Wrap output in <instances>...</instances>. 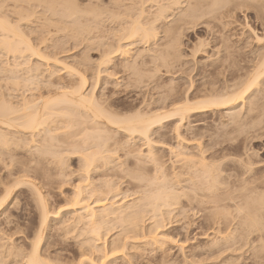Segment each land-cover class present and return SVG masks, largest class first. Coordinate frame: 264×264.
Segmentation results:
<instances>
[{
	"label": "bare ground",
	"instance_id": "6f19581e",
	"mask_svg": "<svg viewBox=\"0 0 264 264\" xmlns=\"http://www.w3.org/2000/svg\"><path fill=\"white\" fill-rule=\"evenodd\" d=\"M27 1H29V0H27ZM32 1H34V0H32ZM37 1L39 2V0H37ZM41 1H43V0H41ZM41 1L38 4L43 3V2L45 3V1H43V2H41ZM66 1H68V0H66ZM66 1L63 0L61 2L63 4V7H65L67 5L66 6L67 9H68V6L70 9V7H71L70 5L72 3H75V1L71 2V0H70L68 2H71V4L69 5V3ZM127 1H130L131 4L129 5L128 3H126ZM30 2L31 1H29V3ZM49 2H51V1L48 0V3ZM53 2L56 3L55 0H53ZM53 2L51 4H54L57 6V4H55ZM63 2H66L68 4L63 3ZM21 3H23V2L21 1ZM48 3L45 4V5H48V7L43 5L44 7H47L46 11L50 5ZM57 3H60V1ZM62 4H59L57 7H60V5H61V7H60V9H61ZM72 6H75V5H72ZM228 6L229 7L232 6L231 7L232 10L227 9ZM50 7L51 8H49V11L53 8V6L51 5ZM67 9L65 8V11ZM236 9H238V12L243 9L247 13H248L249 9H251L252 12L255 11V15H254L255 18L254 19L259 21L258 22L260 25L259 27H261L262 29L264 28V0H137V1L118 0V14L117 13L116 14L118 15V27L119 28L121 27L120 29H118L119 30L118 33L120 34V35H118V53H119V55L121 54L122 57H124V56L127 57L125 59L131 60V62L127 61L128 63L122 64L121 67L123 69L131 70V72L133 71L132 73H134V74H138V72L141 69L140 66L142 65V62H143V65L147 64L146 65L147 67L149 66L148 64H151V65L155 64L156 69H158V67H159V65H158L159 61L160 62L162 61L163 64H165V63L167 64V62H168V64L170 62L174 63L175 60L177 61L178 57L176 55L179 53L178 52L179 50L175 49V48L173 49V46L176 45L175 47L179 48L177 46V43H178V41L180 42L179 39L181 38V37L179 38L176 35L177 34L176 33L175 35L179 38L178 41L174 40V38H173V40H168L169 37L174 36V32H177V31H175L176 28H174V27H177L179 29V30L177 29L178 31H181V29H183V27H188V26L190 27V29H194V27L195 28L196 27H203V28L207 27L208 29L211 27H214V29L219 31V29H217V28L220 25H221L220 27H226V28L229 25H232L231 24L232 22H230L229 21L230 19L227 17L230 15V12H234L233 10L237 11ZM56 10H57V8H56ZM75 10L78 11V6H76ZM54 11L55 10H53V12ZM245 11H242V15L245 14L244 13ZM58 12L63 13L61 11H58ZM56 13H57V11H56ZM1 15L2 14H0V16ZM24 15H25V13H24ZM61 15L64 16L65 14H59V16L62 18L63 16H61ZM66 16L67 15H65L64 17H66ZM4 17L3 16L0 17V52L1 53L3 52L4 54H7L8 56L10 55L13 58V60L11 61V63L13 62V64L11 65L12 67L9 64L11 70L7 71V68L5 67V65H4V67L6 69L3 67V70L5 69V71H7L9 73V76L11 75L10 77L8 76L10 78V80H8V81H10L9 84L12 83L11 86L9 85V89H10V87L12 88V86H15V88H17L16 86L21 85L22 83L24 84V82L28 83V84L31 82L34 83L35 80L37 79L36 77H38L37 75H39L38 78H40V75H41V74H37L41 70V69L39 70V66L37 65V63L44 61L46 59L47 55L45 56V54H43V53H41V54H43V56H41V54L39 55L38 52L36 51L38 48H35L34 45H31V42L28 41V38L26 37L27 35L24 34L23 32H21L23 30L19 29L20 27H18V25H17V27H15L13 24H11L12 22L10 23V21H8L9 19L4 18ZM114 17L117 18V16H114ZM17 18H18V15H17ZM170 18H172V19H170ZM226 18H227V20H225ZM227 21H229V22H227ZM48 22H47V24H48ZM216 22L218 23V26L216 25ZM244 22L246 23V21H244ZM249 25L250 24L247 22L246 26H244V27H246V28L248 27L247 29H249V27H250ZM72 26H73V24H72ZM158 27H162V29H163V27H165V28L168 27L166 29L164 28V33L161 31L162 29L159 30L162 34H164V36L163 35L162 36L167 38V40L169 41L168 42L166 40L167 42L165 41V43H164L161 40L163 37H161V38L159 37V40H161L160 41L161 44L164 43V45H165L167 43L166 44L167 46L165 45V49H161V47L159 45L160 48L159 47L158 48L160 50L157 51L158 48H157V46H154L155 43L153 44V42H154L153 41L152 44L154 47L151 46L150 49L153 48V50L152 49L151 50L152 51L155 50L154 53L149 49V47L148 48L146 47L147 50L142 49V52L140 50H139L140 51L139 52L137 49L135 54H131L132 52L134 53V51L132 50V52H131L130 49H127V46H129L131 44H133L135 46L134 43H136V40L134 43H131V42H127V41L124 42L125 39L131 40L132 38L134 39V37H136V39H137V37L140 36L141 37L140 39L141 40L143 39V41H141V42L137 41V43L143 44V42L146 40L144 46H146V45L150 46L151 44H147V40L150 38H151V40L152 39L155 40V38L157 37V34L159 32L157 30ZM169 27H171V28H169ZM180 27H182V28H180ZM173 29H175V30H173ZM214 29L211 32H214L215 31ZM250 29H251V27H250ZM209 30H211V29H209ZM223 30L225 31V28L222 29V31ZM87 31H88V29H87ZM218 31H216V32H218ZM222 31H220V33ZM252 31H253L252 34L255 36H254V38L251 37V39H255L256 42L258 41V43L260 41H264V36L262 35L263 37H259L255 33V28ZM252 31H250V32H252ZM263 31H264V29H263ZM216 32H214L212 34H215ZM121 34H122V36H121ZM208 34H209V32H208ZM218 34H219V32H218ZM218 34H216V35H218ZM210 35H211V33H210ZM222 35L224 36V34H222ZM225 36L230 37L231 35L228 36V34L227 35L225 34ZM177 37L175 39H177ZM217 37L218 36H216V40L219 39ZM227 37H226V39H227ZM249 37H250V35H249ZM249 37L247 38V40H249ZM199 39H202V38L199 37ZM199 39H197V40H199ZM224 39H221V41L222 40L224 41ZM226 39H225V41H226ZM212 40L214 41V38ZM255 40H253V41H255ZM122 41L124 43H121ZM149 41L150 40H148V43H149ZM163 41H164V38H163ZM175 41H176V44H175ZM203 41L201 40V42L199 43L200 45L196 44L199 46V47L197 46L198 48H196L195 45H194V49L191 48L192 53H191V51H190V53L194 55V56L192 55L193 58H195L196 52L199 51L201 47H208V46H206L205 42H204L205 46L204 45L202 46L201 43H203ZM206 41H207V39H206ZM157 42H159V41H157ZM173 42H174V44H173ZM195 42H197V41H195ZM238 42H240V41H238ZM214 43H215V41H214ZM218 43L219 42H217V44ZM225 43H227V41ZM244 43H246V42H244ZM244 43H241V46H239V47L242 48V44H244ZM258 43H257V45H258ZM246 44H247L246 47H248V44L250 45V43H246ZM170 45H171V47H170ZM178 45H179V43H178ZM207 45H209V44H207ZM216 45H215V48L216 47L220 48V46H216ZM218 45H220V44H218ZM221 45H222V43H221ZM161 46H162V48H164L163 45H161ZM168 46H169V49L166 48ZM228 46L230 47L229 43H228V45H226V47L224 46L226 48V52H225V49L224 50L222 49V48H224L223 46L221 47L220 50H223L224 53H227L228 52L227 50L231 48V47L229 48ZM255 46H252V47L254 48ZM234 47H236V46H234ZM239 47H238V49H240ZM108 48H110V47H108ZM128 48H131V46H129ZM170 48H171V50L172 49L174 50V51L172 50V52H175V51L176 52L174 54L170 53L171 52ZM218 48H216L215 50H218ZM195 49H196V51H195ZM168 50H170V51H168ZM232 50L235 53V49H232ZM244 50H247V49L245 48ZM143 51H145V54L147 51L148 52L147 55L150 53V51L153 53L152 56L150 55L151 56V58H149L150 60H145L146 56L144 57L145 58L144 60L147 61V63L144 62L143 59L141 58V57H143V54H144ZM205 51L206 50L203 49V53ZM219 51H217L218 54L221 52V51L220 52ZM230 51H231V49H230ZM247 51L248 52L244 51L243 53H249L250 50H247ZM106 52H105V54H106ZM201 52L199 51V53H201ZM233 52H230V53H233ZM236 52L240 53L239 50ZM26 53H29V54H27V56H26ZM152 53H150V54H152ZM230 53L225 54L226 56H224V55L223 56L219 55V56L226 57L225 59L227 61L236 60L235 56L238 57V54L235 53L236 55H233L235 58L233 57L234 59H231ZM243 53H241L240 56ZM252 53H253V51H252ZM204 54H207V53L205 52ZM213 54H214V52H212V55ZM173 55L175 58L173 57ZM178 55H180V54H178ZM212 55H210L211 59L214 58V56H213V58L211 57ZM250 55H251V57L253 56V54H250ZM1 56H3V55L1 54L0 57ZM31 56H32V58H35V56H36V59L38 60L37 63L35 62L36 64L33 62L34 65L31 64V61H30ZM171 56H172V59H174V61L169 62L168 60H171L170 59ZM104 57H105V55H104ZM122 57H121V59H122ZM139 57L142 59V61L141 62L138 61V63H139L138 65H140L138 67L139 68V71H138L134 63H136L135 60ZM215 57H217V55ZM251 57L249 56V58L251 59L249 64H252L251 68L248 67V65H246V64H244V67H242L243 63H244V62H242V60L244 59L243 56L240 57L242 66L240 63H236L238 60L236 62L235 61H232V62L229 61L231 63L230 66L233 65L235 67L234 64H237L236 68H239L238 65L240 64L241 69H243V68H245V66H247L246 69L249 68V70H250L246 74V73H244L245 69L241 70L239 68V70H241L242 72L244 71V72L241 74V71L238 70V73L240 72L239 74H241L242 76L244 74L245 76H243L244 77L243 78V77H241V75L237 74V77L235 76L236 80H238L237 79L238 77H241L244 79V81L242 82L243 79L240 78L241 82L239 83V85H238V83H235V85L234 84L232 85L229 83L230 86H232V87L233 86L235 87L237 84V86L234 90L229 91V88L232 89V87H229L228 91H225V90H227L226 87H228V86L225 87V85H223L225 87V90H222L223 93L219 94L220 92L217 93L218 91L215 92V91H213L214 89L211 90V88H213V86L210 88L209 85L214 84L212 82V84H210V83L208 84L211 91H209V90L204 91L206 89L205 87L203 89L204 92L199 91V89H201V88H199L198 91L196 88L195 89L196 91L194 90L195 93H193L191 95L185 94L188 92L187 91L184 94H182L183 97L178 95L179 98L171 100L169 104L164 105L163 107H161L162 103L158 104V106L160 105L159 107L161 109L160 108L158 109V106L157 107L155 106V108L150 106V107L154 108L155 110H153L152 108H146V109H142L144 111H142L141 109H140L141 110L140 111L138 108L136 109L134 107L130 110L127 109L126 112H116L115 110L109 108L108 106L103 105L96 98L93 91L84 93L85 80H84V78H82V76L79 77L80 76L79 74H78L79 79L77 81H80V82L78 83L75 80L78 83V85L74 86L73 85L74 81L72 80L73 82L72 81H70V83L68 82V84H72V85L71 86L69 85V88L67 87V89H65V86H63V85H65V82L63 84V83H60V82H62V80L60 81L58 79L60 81L59 82L56 79L58 83L63 84L62 85L63 87L58 89V86L60 87V85L57 84L58 86L56 85L57 86L56 90L58 89V92L57 91L53 92L54 88L56 87L55 86L52 89L53 94L52 93L50 94L47 91H45V92L41 91L42 92V93L40 92L41 95H43L47 92V95L46 94L44 95L46 97L33 96V95H31V93H29V91H31V89L33 92H34V90H36L35 88L38 86L36 83H35L36 86L32 85L35 87L30 88V90L26 89L27 85L25 84L26 86H24V88L26 87L25 89L27 90V93H29L31 96L27 95V94L25 95V93H26L25 90H24L25 91L24 94L23 93L21 94L19 92V90L18 91L16 90L17 92L16 91L15 92L17 94L20 93V96L19 95L18 96L21 98V99L19 98L20 101H18V99H17L18 97L16 98V100L18 101L17 103L12 102L13 99H12V95L10 94V92H7V95H8V93L11 95L10 101L8 99L5 100L6 98H9L8 96L6 98L1 96V95H4V93L2 94L1 91L5 90V88H6L3 84V86L5 88L2 90L0 89L1 90L0 91V93H1V95H0L1 96V98H0V151H2V154L4 153V156L6 155L5 153H7L8 155H6V156L8 158L9 154L11 155V157H15L13 155V151L16 152V150L19 149L20 151L22 150L24 153V150H25L27 153H30L29 155H31L28 159H30L32 157L34 159V161H36L35 165L38 163L37 167L32 166V168H30V167L28 168L27 165L30 164L27 162L28 160L24 159V161H23L22 158H24V157H22V158L20 157L23 161L21 163H24L23 165H25V167H27V168H24V167L20 168V166H19V165H21L19 163L20 158L17 156L16 158L19 160L15 159L14 161L17 160V162L14 163V161H12L13 159L9 156L12 159V160H10L8 158L9 162L12 161L13 164H17V168H16L17 170L19 169V171H21V169L22 170L23 169L24 170L30 169L28 171L29 173L26 171L23 172L24 170L22 171L23 173H27L26 176H28L29 179H34V178H32V176L34 177L35 174H38L37 171L40 172L39 175L41 177L42 170L40 168L47 165L46 162L50 160V159L48 160V158L53 157L52 155H54L56 157V162L53 161L54 160L53 158H52L53 159L52 161H49L52 164H54V165H52L53 168L55 165L56 166L63 165L67 162L66 161L67 158L65 159L64 157H62V154H61V153H63V156H64V152L61 148H62V145L65 144L67 147V149H65V151H67L71 155H75L74 159L78 158L79 163H80V168H81L80 170H82V173H81L82 175L80 174L81 176H83V172L85 173L84 175H86L88 177V174L91 171H93V172H99L100 171V173H102L101 171H104V173L108 172V173H106V177H110V179L102 181L100 183V185H98V186L95 183L96 184V186H95L94 182H96V181H91L92 183L89 182L90 180H93L92 174H91L90 180H88L90 178V175H89V178H87L86 176H85L86 178L84 176L81 177V178H83L81 182H80L81 179L78 178V179H80V180L77 179V182L79 185H81V183H83V184H87L88 182L89 183L87 185H83V186L82 185L76 186V185H78V184H76L73 187L75 191L71 192L73 196H71V194H69V196H66L67 198H65V199L70 198V200L68 199L69 200L68 201L69 206H67V208L68 207L70 208V205H71V208L69 209V212H68L70 214L67 213L70 216H69V219L67 218L64 220L62 218L64 221L63 220L60 221V222H62V223H60L61 225H59V223H57V224L59 225L58 228H59L60 233H61V234H59V233L58 234L62 235L63 238L66 239V238L71 237L73 239L74 238L78 239V244H77V240H76V244L79 247V248H77L79 250V252H78L79 253V255H78L79 259L77 258L78 260H76V261L71 260V262L68 261V259L70 260L71 254L69 255L70 257H68V256L63 257V255L52 256V255H50L52 253H47L48 250H46L47 252H44L45 250L44 251L40 250V245H41L42 241H44L43 239H45V238H43L44 230L47 228H50L49 227V225H50L49 224L50 214L53 213V215H52L53 219H57L60 216H58L57 211L55 212L53 210L55 212L54 213L51 210L49 211L47 209L48 205H46L47 204L46 201H45L46 203L44 202V200H46V198H44L45 194L42 192V190H40L41 187L37 188L35 185L32 186L31 185L32 183L33 184H36V183L31 182V184H30L31 186H29V187L32 191H34L33 194H31V196L35 195L34 197L37 199V201L34 199L33 200H34V202H38L37 206H39V209H38L39 210L38 211L39 212V217H38V220H39L38 224L39 225L37 224L38 228L36 227L37 230L34 229V232L36 231L35 234H33L34 236H32L33 232L30 233L31 234L30 238H33L32 240H30V238L26 236V240L28 238V240L31 243V246L29 249L27 248L30 245L29 243H28L29 244L28 246H27V244H25L26 246L21 245V247H18L20 250L18 248H16V246L14 248H12L13 250L8 249V248L2 249L0 247L1 248L0 249V264H74V262H76V264H85L88 262H89V264H105L106 262L111 261V260L113 261L117 258H118V260H120V262L118 264H134V262L132 261V258H133L132 254H131L132 252H130V251H138V250L140 251V250H143V248H145V247L151 246L149 241L152 243V245L157 244L158 246H156V248H159L161 245H163L165 240L167 241L166 238L164 239L165 236L163 237V234H161V232H159L158 229L162 228V226H163L162 223L164 221H165L166 225L175 226V224H177L178 220H175L176 219L175 217H177L175 215H178L176 212L179 209H181L178 212L179 215L182 213V207H180V206H181L183 200H185V202L187 201L186 206H188V208L191 211L196 209L197 212H202L203 214H206L207 219L210 220V221L208 220L209 223L206 224V226L203 228L204 230H201V233H200L201 235H207V234L208 235H210V234L215 235V239L211 242V244L208 242L210 244V246L208 247L209 252H213V250H214L216 253H214V252L213 253L217 254V251H220L222 249H224L225 251H228V249H230L232 247V240H235L237 238H239L240 240L241 239L243 240V238L245 239L248 236H250V234H254L255 232L258 233L257 234L258 237H256L257 239L255 241H257V240L258 241H264V192H258L262 188V183H264V176L261 179H260V177H259V179H255L258 177H255V175H257V174L253 175L254 167H253V169L251 168L253 163L251 162V160H250V162L249 161H246V162L243 161L242 156L240 158H238L240 160L237 159L238 163H240L242 165L239 167V168L242 167L243 168L242 170H237L238 166L236 167L237 168L236 169L235 168L236 165L233 167L229 166L230 169L232 167L234 174L236 171V174L233 175L232 170H230L229 168H228V170L226 169V167H228V165L227 166H225V165L227 164V162H229V161H227L228 155L226 156V154L229 152L225 151L226 147L225 148L222 147L224 145V140L221 141V143L223 142L222 143L223 145L221 146V148H220V146L218 149L212 150V148H211V146L212 147L214 146L213 148L217 147L216 144H218L220 142V141H218V143H215L216 133L219 132V129H217V128H216L217 131L216 132L214 131L215 126L213 128L214 130L212 129L214 131L213 133H215L214 134L215 136H213V138L214 137L215 138L214 139L212 138L214 140V142H213V140L209 139L210 138L209 135H205V133H203L204 132V130H203L204 126L201 127L203 122L201 123V126H200L201 130L197 126L199 129V132H195L197 134H196V136L194 135V138H193V134H195V133L193 132V129H192L194 126L191 127L190 130L188 129L191 132L190 134L192 135V137L189 136V138H192V139L186 138L184 135L185 133H188L189 131H186L185 133L183 132L188 128V126H190V123H186L188 120L196 119L198 121V119H201L203 121V120H205L204 117L208 116V114H211V116H212L213 115L212 113H214V112H220L222 110H228L229 111L230 109L232 110V108L235 107V105L237 103H243L244 102L245 97H246L245 95L248 94L249 92L251 93V91H253V90H260L261 91L262 87H264V42H262L261 48L257 47V51H256V53H254V57L253 58H251ZM140 58H139V60H140ZM246 58H248V57L246 56ZM249 58L247 59L248 61L245 60L247 63L249 62ZM5 59H7V58H5ZM48 59L52 60V58H48ZM48 59H46L44 61V64L46 61L51 62ZM214 59H216V58H214ZM214 59L212 62L210 61L211 64L213 62L219 61L220 58L218 59V57H217L218 60L216 59L215 61H214ZM223 59H221L220 61H222ZM56 60H59V59H56ZM226 60H223L222 61L223 63H219L220 61L218 63L220 65L222 64V66H223V64ZM240 60H239V62H240ZM33 61H35V60H33ZM52 61H53V63L52 62L51 63L54 64L53 69L55 70V67H56L55 63H57V61H55V58ZM148 61H149V63H148ZM152 62H153V64H152ZM59 63L60 62L58 61V64ZM61 63H64V62H61ZM218 63H217V67L220 68V70H221L222 67L221 66L219 67ZM232 63H234V64H232ZM2 64H4V62ZM211 64H209L207 62L206 68L211 66ZM1 65H0V67H2ZM47 65H48V63H47ZM151 65H150V68H148V70H147V67L144 65L142 71H140L139 73L144 74L143 71L148 72L149 69H151L152 67L155 68V65L154 66H151ZM170 65H173V64H170ZM6 66L9 69L8 64H6ZM213 66H215L214 63H213ZM230 66H229V68H230ZM61 67H63V69L65 71L66 70L69 71V72L66 71V73L72 72L71 67H69L68 65H66V67H69L70 70H68V68L64 67L63 64ZM144 67H146L145 69L147 71L144 69ZM166 67H167V65H166ZM168 67H171V66H168ZM225 67L227 70H229L227 66H225ZM154 68H152L151 70L155 71ZM204 68H205V66H204ZM213 68H210V69H213ZM232 68H230V69L233 70ZM46 69H44V70L47 72ZM53 69H52V71H53ZM169 69H171V68H169ZM226 69L222 68V71L223 70L227 71ZM0 70H1V72L3 71L2 69H0ZM72 70L75 71V69H72ZM173 70H171V71L173 72ZM217 70H219V69H217ZM220 70H219V72H220ZM5 71H3V72L6 74ZM9 71H11V72H9ZM210 71H212V70H210ZM210 71H207V72H210ZM236 71H235V73H236ZM1 72H0V74H1ZM48 72H51V71H48ZM151 72L152 71H149L150 76H151L150 78L154 77L153 75H151ZM229 72H230V70H229ZM231 72H233V71H231ZM4 73H3V76H4ZM19 73L25 74L26 76L24 77V75H21L23 77V79H21L20 76L18 75ZM57 73H58V71H57ZM149 73L147 74L148 76H149ZM223 73H224V71H223ZM235 73H234V75H236ZM48 74H49L48 76L51 78L49 80H52L53 73L51 72ZM54 74H55L54 77L56 76V78H57V74L55 71H54ZM134 74H133V76H135ZM152 74H155V73L152 72ZM7 75H6V77H7ZM70 75H72V73H70ZM138 76H139V78L142 77V79L146 77L145 75H144L145 77H143V75H137L135 77L137 82H138V78H137ZM133 78L134 77L131 78V83H133V82H134V84L137 83L135 81V79L132 80ZM4 79H5V76H4ZM42 79H43V77H42ZM70 79H72V78H70ZM2 80L3 79L1 77L0 81H2ZM8 81L4 80L6 85H8L7 84ZM21 81H23V82H21ZM46 81H47V78H46ZM52 81H54V79ZM142 81H144V80H142ZM4 82L2 81V82H0V84H2ZM42 82L40 85H42ZM76 82H75V84H77ZM139 82H140V80H139ZM139 82H138V85H140ZM53 83L54 82H51L52 86H53ZM131 83H129V84H131ZM23 84L21 86H23ZM31 84L28 85V88L30 87ZM190 85H191V83H190ZM216 85H214V88L216 87ZM208 86H207V89H208ZM224 87H222V88H224ZM21 88L23 89V87H21ZM49 88H50V83H49V87H46V89L44 87V89L48 90V91H49ZM190 88H192V87H189V89ZM14 90L11 89L9 91L12 92ZM215 90H218V88ZM7 91H8V88H7ZM21 92H23V90ZM50 92H51V90H50ZM261 92H264V90ZM34 93L37 94V92H34ZM17 94H14V95H17ZM13 98L15 100V96ZM250 100L254 101V98L251 99V96H250ZM253 101H252V103H253ZM244 104H245V102H244ZM247 105H249V103ZM250 106L252 107V104ZM250 106H248V107H250ZM147 107H149V106H147ZM244 107H246V106L244 105ZM249 109L247 108V110H249ZM233 111H235V110L233 109ZM223 112H225V111H223ZM220 113H221L220 115H222V112H220ZM230 113L233 114L232 111L231 112L229 111L228 114H230ZM236 113L241 115L240 110L236 111ZM247 113L250 114V111H247L246 114ZM218 114H216V115H218ZM228 114L227 115L225 114V116H227V118H229ZM232 114L230 116H232V118H234V119L236 118V120H239V118H241L242 120H243V118L246 119V117H243V116L240 117V115L238 116V114L237 115L236 114L232 115ZM220 115H218V116H220ZM235 115L238 117H236ZM206 118H208V117H206ZM229 119H230V121L233 120L231 118H229ZM193 120H191V121H193ZM233 121H235V120H233ZM243 121H245V120H243ZM239 122L236 121V123H237L236 124L235 122L232 123V121H231V123H232L231 125L235 124L234 125V127H235L236 125H239L238 124ZM163 123L169 124V125L172 123L170 126L171 129H169L170 127L168 128L169 130H171L170 132L172 133V135H170L169 138L166 135L167 131L165 134H161L163 131L162 132L160 131V133H158V138L162 139V144H163L164 138L166 139V137H167L166 142L168 143V147H167L168 151H167L166 155H168V156H166L167 160L165 162H163L164 164L162 163V159L159 162V160L157 159L159 156L158 157L156 156L157 158H155L153 155V152H152V146H153L152 143L154 142L152 139V135L157 133L158 128L164 126ZM173 123H174V126L172 127ZM251 123H253V122H251ZM185 124H189V125L186 126ZM184 125L187 128L186 129L184 128L185 130L181 131V128L183 129ZM196 125H195V127H196ZM231 125H229V126H231ZM252 126H253V124H252ZM217 127H218V125H217ZM254 127H255V125L253 126V128ZM257 127L258 126H256L255 128H257ZM207 128H209V127L207 126L206 129ZM231 128H232V131H234V132H235V130L236 131L238 130V129L233 130V127H230V129ZM235 128H237V127H235ZM244 128H245V126H244ZM191 129H192V131H191ZM206 129H205V132L207 134H210V132H207L208 130L206 131ZM239 130H241V129H239ZM243 130H245V129H243ZM200 131H203V132H200ZM209 131H211V129ZM234 132H231V133L232 134H235V133L238 134V131L235 133ZM60 134L64 135L65 138H59L58 136H60ZM260 134L262 135V133H260ZM117 135L123 136L122 138H124V140L122 138H120L121 136L120 137L118 136L121 139V141L120 140H119V142L116 141ZM188 135L189 134H187V136ZM218 135H220L222 137L221 133H219ZM206 136L209 137L207 139V141L208 140H209V142L212 141V142H210V143H212L211 146L209 144L207 146V144L205 143L206 141L203 143L201 142V140L204 139V137L206 138ZM210 136H212V134ZM219 137L217 138V140L220 139ZM257 137H259V136H257ZM222 139L223 138H221L220 140H222ZM217 140H216V142H217ZM131 141H132V145L136 141L142 142L143 145L146 146V148H145L146 152L142 153V149H141L142 147L140 148V146H143V145L136 146V144H137L136 143V144H134L135 146H132L130 144ZM160 141H158V142L160 143ZM162 144H161V146H164V145L166 146V144H164V145H162ZM219 145H221V144L219 143ZM155 146H156V143H155ZM135 147H138V148H135ZM233 148L235 150L236 147H233ZM236 149H238V148H236ZM120 150H123L122 155L125 158V160L124 161L121 160V162H120L121 158L117 157L119 155H116L117 153H119ZM20 151L18 152V154L16 152V154L19 155V153L22 152V151L21 152ZM224 151L226 154L224 153ZM121 152L119 154H121ZM23 153H21L20 156H22ZM0 154H1V152H0ZM230 154L233 155L232 153H230ZM241 154H239V155H241ZM1 156H3V155H0V157ZM4 156L2 158H4ZM28 156H25V158ZM48 156H50V157H48ZM114 156H116V157H114ZM237 157L238 156H236L234 158H237ZM70 158H69V160L72 159V158L71 159ZM234 158H232V159H234ZM8 159H6V160H8ZM46 159H47V161L44 162V160H46ZM130 159H132V160H130ZM159 159H160V157H159ZM230 159H231V157H230ZM4 160H5V158H4ZM1 161L6 166V167L3 166L4 170H6L5 168H8L10 165H12L11 162H10V165L7 163H6L7 164L6 165L5 161H3V160H1ZM29 161L33 162L32 160H29ZM116 161H118L120 164H117L118 163L117 162L116 163L117 165H115V166L112 165ZM224 161L226 162L225 165H223ZM26 162L28 164H25ZM39 162H41V163L44 162V164H46V165L43 164V166H42V164ZM49 162H47V163H49ZM233 162H235V160ZM165 163H168L167 172H166V168L164 166ZM256 163L257 162H255V164ZM33 164H34V162H33ZM23 165H21V166H23ZM231 165H233V163H231ZM1 166H2V164H1ZM48 166H49V164H48ZM48 166H46V168ZM52 166L50 169H52ZM63 166L68 167L67 164H65ZM59 167L61 168V166H59ZM36 168H37V171L35 173ZM38 168L40 170H38ZM44 168L45 167H43V170H44L43 173L45 175V170L48 171L49 167L47 169H44ZM31 169H35L34 173H33V171L30 173ZM62 169L64 171L65 168L63 167ZM62 169H61V171L60 170L58 171V172H60V174H62L60 177H62L64 175V172L62 171ZM52 170H50L49 172H51ZM68 170H70V169H68ZM229 170L231 172H229ZM19 171H17V172L15 171L13 173L11 172V175L15 173L18 176L20 174ZM56 171H57V169H56ZM227 171L230 174L232 173L233 176L230 174H225V173H227ZM22 172H21V174H23ZM54 172H55V170H54ZM71 172H73V171H70V173ZM75 172H73V174ZM251 172H253V173H251ZM32 173H33V175H32ZM48 173L46 174L48 176L45 175V177H44L42 175L43 178H45V179H43V181H47L46 178L48 180L50 179L49 178L50 174H48ZM118 173H120V174L122 173V177H124L126 180V182L124 180V183H126V186H128V187H130V185L133 186V188L130 187L131 188L130 191L132 189L136 190V192L135 191L132 192L135 195H129L128 194V197L129 196H136L137 197V194L140 195L139 197H137V198L135 197V199H133V200L129 199L131 201L128 200L127 202H124L123 199H121L122 201L116 199L118 197V195L121 194V193L119 194V188H120L119 184L121 182L118 184L117 182H114L112 180V178L115 177L116 178V179L114 178L115 181H118V182L122 181L121 180L122 177L121 178L119 177L120 178V180H119V178H118L119 174ZM15 174H14V176L12 175V177H16L15 179H12L9 177L10 180H8V179L6 180V178L10 175V172H9V174H7L8 176L7 175H6L7 177L5 176L6 178L3 177L6 180V181L2 180V181H4L3 182L4 184L1 181V183L3 185L0 184V186L3 188L4 192H2V188H0L1 189L0 191L2 193V195L0 193V195H1L0 196V214L4 210L6 204H8L7 202L9 200L10 196H12V192L14 193L13 190L15 188L19 187L20 186L19 184H22V182H21L22 180L20 181L18 179V177L19 178L21 177V179H22L23 175L20 174L21 176L17 177ZM29 174H30V176H29ZM57 174H59V173H57ZM66 175L67 174L64 175L65 179H66ZM77 177H78V175H77ZM0 179H2V178H0ZM29 179H28V181H29ZM15 180H17V181H15ZM83 180H85V181L88 180V181H87V183H84ZM7 182L10 184L13 182V185L11 184V187H7V186H10V184H8ZM24 182H27V179H26V181H23V184H22L23 186L26 185L27 183L29 184V182H27L26 184ZM47 183L48 182H46V184ZM93 184H94V186H93ZM120 185L122 186V184H120ZM14 186H15V188H14ZM88 186H90V189L88 188L89 190H86V188ZM5 187H6V189H4ZM75 187H76V189H75ZM121 189H122V187H121ZM126 189H128V188H126ZM126 189L125 190L123 189V190L125 192H127ZM31 190H30V192H31ZM39 190L43 193V195L41 192H39ZM130 191L128 190V192H130ZM125 192H123L124 196H122L124 198L126 195ZM132 193L130 192V194H132ZM15 194L16 193H14V195ZM45 197H46V195H45ZM64 201L66 202V200H64ZM183 204H184V202H183ZM250 205H252V206H250ZM63 207H65V206H63ZM188 208H187V210H188ZM57 209H59V207ZM59 210H61V209H59ZM190 210H188V211H190ZM233 212L236 213V216H233V214H232ZM4 213H6V212H4ZM4 213H2V214H4ZM62 213L63 212H61V214ZM182 214H185V213L183 212ZM5 215H7V213ZM9 215H8V217H9ZM11 216H10V218H11ZM228 216H233V217H229V218L235 219L236 223L234 222V225H231L232 223L229 224L231 220L229 221ZM65 217H67V216L65 215L64 218ZM179 217H181V216H179ZM183 217L185 218V216H183ZM7 219L9 220V218H7ZM53 219H52V222H53ZM4 220L6 221V219H4ZM6 222L8 223V221H6ZM10 222L11 221H9V223ZM1 224L3 225V223H1ZM8 224L7 225L4 224V225L8 226ZM10 226H11V224H10ZM10 230H11V228H10ZM55 230H57V228ZM2 231L3 230H1V232ZM1 232H0V235L4 236V234H1ZM17 232L15 234H17ZM19 233L20 232H18V234ZM46 233H47V231H46ZM56 233L57 232H55V234ZM15 234H12V235H15ZM216 235H221V236L216 237ZM28 236H30V235L28 234ZM4 237H3V240H4ZM9 237H11V236H8V238ZM20 237H22V236H20ZM20 237L18 239V242L20 240ZM57 238H58V236H57ZM11 239H12V237H11ZM11 239L9 238L7 240H9L10 243H12ZM60 239H62V238L60 237ZM65 239H62V240L64 241ZM73 239H71V240H73ZM108 239H110V241H108ZM1 240H2V238H1ZM1 240H0V243H1ZM12 240H14V239H12ZM23 240H25V239H23ZM67 240L68 239H66V241ZM138 240H143V241H141V242H143V244H139L141 242ZM245 240L247 242V239H245ZM73 242H75V241H73ZM106 243H107V247L105 246ZM16 244H17V242H16ZM246 244L247 243H245V245ZM11 245H13V243ZM1 246H2V244H1ZM5 246H6V244L4 245V247ZM22 246H25L26 248L24 247L25 249H23ZM204 246H206V245H204ZM7 247H9L8 244H7ZM200 247H203V246H200ZM259 247H261V248L256 247L257 249H259L258 250L259 252L264 250V242H261V245ZM9 248H11V247H9ZM202 249H200V251ZM204 252L205 251H203V254H204ZM96 253H98L97 256H100V257L95 256ZM213 253L210 255H214ZM75 257H71V258H75ZM163 257H165V256H163V254H162L161 256H159L157 258L156 262L158 264H165V262H167V261L165 260L163 262V260L165 259V258L163 259ZM95 259L97 262H95ZM107 264H109V263H107ZM166 264H168V263H166Z\"/></svg>",
	"mask_w": 264,
	"mask_h": 264
},
{
	"label": "rangeland",
	"instance_id": "374dc122",
	"mask_svg": "<svg viewBox=\"0 0 264 264\" xmlns=\"http://www.w3.org/2000/svg\"><path fill=\"white\" fill-rule=\"evenodd\" d=\"M15 1V2H14ZM0 0V14H2L0 17H4V18H7V19H9L8 21H10V23L11 24H13L15 27H17V25H18V27H20L19 29H21V30H23V31H21V32H23L24 34H26L27 36V38H28V41H30L31 42V45H34V47L35 48H38L36 51L38 52V54L40 55L41 53H43V54H45V56L47 55V57L48 58H52V60L55 58V61H57V63H55V65H56V67H55V70L53 69L54 68V64H52L53 63V61L51 60V59H48L47 57H46V59H48L49 61H51V62H47L48 63V65H47V63L45 62V64H44V61L46 60H44V61H41V62H38V60L36 59V56H35V58H32V56L30 57L31 59H30V61H31V64H33V62L35 63H37V65L39 66V73H37V74H41L40 75V78H38L39 77V75H37L38 77H36L37 79L35 80V82L34 83H29V84H31L30 85V87L28 88V83H25L24 82V84H23V86H21V85H18V86H16L17 88H15V86H12V88L10 87V89H9V85L11 86L12 85V83L11 84H9V82L10 81H8V80H10V76H9V73L7 72L8 70H11L10 69V66L13 64V62L11 63V61L13 60V58L9 55H7V54H4L3 52L1 53L0 52V55L2 54L3 56H1L0 57V65L4 62V64H2L1 66L2 67H0V69H2L3 70V67H4V65H5V67L7 68V71H5V69L3 70V71H5L6 72V74L2 71L1 72V70H0V72H1V74H0V78L2 77V81L4 82V80H7L8 81V85H6V81L4 82V83H2V84H0L1 86H0V89L2 90V89H4L5 87V90H3V91H1V93L3 94L4 93V95H1V93H0V95L1 96H3L4 98H6L7 96L9 97V98H6L5 100H9L10 101V98H11V95H12V102H15V103H17L18 101H20L19 100V96H20V93L22 94H24V92L26 91V93H25V95L27 94V95H30L29 93H31V95H33V96H42V97H46V96H44L45 94L47 95V92H49L50 94L52 93L53 94V92H55V91H57L58 92V89H60L61 87H63V86H65V89H67V87L69 88V85L71 86L72 84H68V82L70 83V81H72L74 84V86H76V85H78V83L80 82V81H77L78 79H79V77H81L82 76V78H84V80H85V87H84V93L86 92H90V91H93L94 92V95L96 96V98L103 104V105H106V106H108L109 108H111V109H113V110H115L116 112H126L127 111V109L128 110H130V109H132V108H138L139 110L141 109H146V108H152V107H154L155 108V106L157 107L158 106V104H160V103H162L161 104V107H163L164 105H167V104H169L170 103V101L171 100H173V99H176V98H179V96H181V97H183V95L182 94H184L185 92H187V93H185V94H189V95H191V94H193V93H195L194 92V90L197 88V91H198V89L199 88H201V89H199V91H203V89H204V87L206 88L204 91H211L212 89H214L213 91H215V92H217V93H219V94H221V93H223V91L222 90H225V87L226 86H228V87H226V89L227 90H225V91H228V88L229 87H232V86H230V84H234L235 85V83H238V85H239V83L241 82V79H243L244 77L243 76H245L244 74H243V76L241 75L244 71V73H248V71H250L249 70V68L248 69H246V67L247 66H245V68H243V69H241V67H240V64H241V58L240 57H242L243 56V60H242V62H244L243 63V66H242V64H241V66L242 67H244V64H246V65H248V67H250L251 68V65L252 64H249L250 63V61H251V59L249 58V56L251 57V55L250 54H253V56L251 57V58H253L254 57V53H256V51H257V47H262V42H264V41H260L259 43H258V41L256 42V40L255 39H251V37H253L254 38V36L255 35H253L252 33H253V31L252 30H254V28H255V33L259 36V37H263L264 36V31H263V29L261 28V27H259L260 25H259V21H257L256 19H254L255 17H254V15H255V11L254 12H252V10L251 9H249L248 10V13L245 11V10H240L239 12H238V9H236L237 11H235V10H233L234 12H230V15L232 16H230L229 14V16L231 17H227V18H229L230 20V22H232L231 24L232 25H229L227 28L226 27H216L217 29H219V31L218 30H216V29H214V27H211V28H209V29H211V30H209L207 27V29L204 27H194V29H190V27L188 26V27H183V29H181V31H178L179 29L177 28V27H174V28H176V30L175 29H173V30H175V31H177V32H174V36H172V37H169V39L168 40H173V38H174V40H177L178 41V39L180 40V42L178 41V43H179V45H178V43H177V46L179 47V48H177V47H175L176 45H174L173 46V49L175 48V49H178L177 51L179 52H177L178 54H180V55H176L177 57V61L175 62L174 61V59H172V56H171V60H168L169 62L170 61H174V63L176 64H174V63H172V62H170L169 64H168V62H167V64L165 63V64H163V62L161 61H159L158 62V65H159V67H158V69H156V65L155 64H153V62H152V64L153 65H151V64H148L149 66L147 67L146 65L147 64H144L146 67H147V70H148V68H150V65L151 66H154L155 65V68L154 67H152V68H154V70L155 71H153V70H151V69H149V71H152V72H154L155 74H152V72H151V75H153L154 77H152V78H150L151 76H150V73H149V71L148 72H145V71H143V73L144 74H142V73H139L140 71H142V69H143V62H142V65L140 66V65H138L139 63H138V61H142V59H143V61L144 62H146L147 63V61H145V60H150L149 58H151V56L153 55V53H154V51H152L153 50V48H151L150 49V47L152 46V47H154V46H157V48L159 47V45H160V47H161V49H165V45L167 44H165L164 45V43H165V41L167 40V38H165V37H163L164 36V34H162L159 30H161L162 29V27H158L157 28V30L159 31L158 32V34H157V37L155 38V40H151V38L150 39H148V40H150L149 41V43H148V40H147V44H151L150 46L149 45H146V46H144L145 45V41L143 42V44H141V43H137V41H143V39L141 40L140 38V36H138L137 37V39H136V37H134V39L132 38L131 40H127V39H125V41L124 42H131V43H134L135 42V40H136V43H134L135 44V46L133 45V44H131V45H129V46H131V48H128L129 46H127V49H130L131 50V52H132V50L134 51V53L132 52L131 54H135L136 53V50L138 49V51L140 50L141 52H142V49H144V50H147V48L149 47V49L153 52H151L150 51V53H152V54H148L147 55V51H146V54H145V51H143V57H139L140 58V60H139V58H137L136 60H135V62L136 63H134L135 64V66H136V68H137V70L139 71V66H140V71L138 72V74H134V73H132L131 72V70H128V69H123L122 67H121V65L122 64H124V63H128L127 61H129V62H131V60L130 59H125V58H127V57H122V55L120 54L119 55V53H118V35H120L118 32H119V30L118 29H120L119 27H118V0H71V2H73V1H75V3H72L71 4V2H68V1H70V0H68V1H66V0H64V1H66V2H68L69 3V5L71 6L70 7V9H69V6H68V9H67V5L65 6V7H63V4H62V2L61 1H63V0H55L56 1V3L55 2H53V0H50L51 2H49L48 3V0H43V1H45V3L43 2V1H41V0H39V2L41 1V2H43V3H40V4H38L39 2L37 1H32V0H29V1H31L30 3H29V1H27V0H21L23 3H21V1L20 0ZM17 1V2H16ZM27 1V2H26ZM60 1V3H57V2H59ZM133 1H137V0H133ZM55 3V4H57V6L59 5V4H62V8L60 9V7H61V5H60V7H57L56 5H54V4H51V3ZM66 2H63V3H66ZM46 3H48V4H50L49 5V8H51L50 6L52 5L53 6V10H55L54 12H53V10L51 9L50 11H49V8L47 9V11H46V8L48 7V5H45ZM68 3H66V4H68ZM126 3H128L129 5L131 4L130 3V1H127ZM127 4V5H128ZM47 6V7H44V6ZM72 5H75V6H72ZM76 6H78V11L77 10H75V8H76ZM57 8V10H56V8ZM232 7V6H231ZM231 7H229L228 6V8L227 9H230V10H232L231 9ZM55 8V9H54ZM65 8L67 9L66 11L68 12H66L65 11ZM65 12H64V11ZM23 11V12H22ZM56 11H57V13H56ZM58 11H61V12H63V13H60V12H58ZM80 11V12H79ZM242 11H245L244 13L245 14H243L242 15ZM79 12V13H78ZM24 13H25V15H24ZM55 15H54V14ZM67 13V14H66ZM102 13V14H101ZM110 13V14H109ZM114 13V14H113ZM117 13V14H116ZM254 13V14H253ZM59 14H65V15H67L66 17H64L63 15H61V16H63L62 18L59 16ZM69 14V15H68ZM101 14V15H100ZM17 15H18V18H17ZM114 16H117V18L116 17H114ZM27 17V18H26ZM245 19H244V18ZM20 18V19H19ZM22 18V19H21ZM24 18V19H23ZM227 18L225 19V20H227ZM170 19H172V18H170ZM233 21H232V20ZM235 19V20H234ZM20 20V21H19ZM250 20V21H249ZM256 20V21H255ZM49 21V22H48ZM229 21H227V22H229ZM244 21H246V23L244 22ZM255 21V22H254ZM47 22H48V24H47ZM234 22V23H233ZM247 22L250 24L249 26L251 27V29H250V27H249V29H247L246 27H244V26H246V24H247ZM51 24V25H50ZM72 24H73V26H72ZM244 24V25H243ZM46 25V26H45ZM216 25L218 26V23L216 22ZM69 26V27H68ZM22 27V28H21ZM46 27V28H45ZM48 27V28H47ZM72 27V28H71ZM86 27V28H85ZM263 27V26H262ZM44 28V29H43ZM63 28V29H62ZM160 28V29H159ZM164 28L165 27H163V29L161 30L163 33H164ZM166 28H168V27H166ZM165 28V29H166ZM169 28H171V27H169ZM180 28H182V27H180ZM192 28V27H191ZM224 29L225 28V31L223 32L222 31V29ZM261 28V29H260ZM43 29V30H42ZM72 31H71V30ZM87 29H88V31H87ZM178 29V30H177ZM213 29L215 30L214 32H216V31H218L219 32V34H218V32H216L215 34H212V33H214V32H211V31H213ZM221 29V30H220ZM232 29V30H231ZM257 29V30H256ZM209 32V34H208V32ZM220 31H222L221 33H220ZM250 31H252V32H250ZM184 32V33H183ZM232 32V33H231ZM161 33V34H160ZM177 33V34H176ZM179 33V34H178ZM210 33H211V35H210ZM231 33V34H230ZM263 33V34H262ZM160 34V35H159ZM179 37H177L176 35ZM216 34H218V35H216ZM222 34H224V36L222 35ZM225 34L227 35L228 34V36H230V37H227V36H225ZM243 34V35H242ZM260 34V35H259ZM163 35V36H162ZM180 35V36H179ZM214 35V36H213ZM221 37H220V36ZM248 35V36H247ZM249 35H250V37H249ZM253 35V36H252ZM263 35V36H262ZM25 36V35H24ZM121 36H122V34H121ZM177 37V39H175L176 37ZM216 36H218L217 38H219V39H217L216 40ZM240 36V37H239ZM243 38H242V37ZM245 36V37H244ZM25 37V38H26ZM159 37L161 38V37H163L164 38V41H163V38L161 39L162 40V42H164L163 44H161V40H159ZM199 37L200 38H202V39H199ZM226 37H227V39H226ZM249 37V40H247V38ZM26 38V39H27ZM158 38V39H157ZM214 38V41H215V43L217 44V42H219L218 44H220V45H216L215 43H214V41L212 40ZM226 39V41H227V43H225L226 41H225V39ZM231 38V39H230ZM242 38V39H241ZM197 39H199V40H197ZM206 39H207V41H206ZM221 39H224V41L222 40L221 41ZM229 39V40H228ZM240 39V40H239ZM246 41H245V40ZM42 40V41H41ZM167 40V41H168ZM201 40L203 41V43H201L202 44V46L204 45L205 46V44H206V46H208V47H201L200 48V52L201 53H199V51H197L196 52V55H195V58H193V54H191L192 53V49H194V45L196 46V48H198L199 46L198 45H196V44H199L200 42H201ZM212 40V41H211ZM231 40V41H230ZM253 40H255V41H253ZM154 41V42H153ZM157 41H159V42H157ZM166 41V42H167ZM195 41H197V42H195ZM217 41V42H216ZM221 41V42H220ZM238 41H240V42H238ZM246 42V43H250V45L248 44V47H246L247 46V44L246 43H244V42ZM249 41V42H248ZM29 42V43H30ZM123 41L121 42V43H124ZM152 42H153V44L155 43V45L153 46V44H152ZM169 42V41H168ZM172 42V41H171ZM204 42H205V44H204ZM209 42V43H208ZM233 42V43H232ZM235 42V43H234ZM117 43V44H116ZM157 43V44H156ZM160 43V44H159ZM216 46H220V48H218V47H216V48H218V50H215L216 48H215V45ZM221 43H222V45H221ZM228 43L230 44V49H231V51H230V49H228L227 51V53H230V52H233V50L232 49H235V53L236 54H238V57L237 56H235L236 57V60H232V61H237L236 63H240L239 65H238V67L241 69V70H244L243 72L241 71V70H239V68H236L237 67V64H234V63H232V64H234L235 65V67L232 65V66H230V62L229 61H231V60H229V61H227L225 58L226 57H221V56H226L225 54H227V53H224V49H225V52H226V45H228ZM232 43V44H231ZM237 43V44H236ZM241 43H244V44H242V48L241 47H239V46H241ZM257 43H258V45H257ZM172 44V43H171ZM173 44H174V42H173ZM172 44V45H173ZM175 44H176V41H175ZM207 44H209V45H207ZM211 44V45H210ZM224 44V45H223ZM236 44V45H235ZM161 45H163V47L164 48H162V46ZM169 45V44H168ZM200 45V44H199ZM213 45V46H212ZM236 46V47H234V46ZM245 45V46H244ZM256 45V46H255ZM133 46V47H132ZM167 46V45H166ZM198 46V47H197ZM224 47V48H222L223 50H220L221 49V47ZM250 46V47H249ZM252 46H255L254 48L252 47ZM33 47V48H34ZM108 47H110V48H108ZM147 47V48H146ZM159 47V48H160ZM170 47H171V45H170ZM213 47V48H212ZM227 47V48H228ZM238 47L241 49H238ZM34 48V49H35ZM134 48V49H133ZM156 48V47H155ZM156 48V49H157ZM158 48V50L157 51H159L160 49ZM166 48H168L169 49V46L168 47H166ZM192 48V49H191ZM206 48V49H205ZM247 49V50H250L249 51V53H243L244 51H246V52H248L247 50H244V49ZM249 48V49H248ZM252 50H251V49ZM148 49V50H149ZM172 49V50H173ZM203 49L204 50H206L205 52L207 53V54H204L203 53ZM213 49V50H212ZM237 49V50H236ZM255 49V50H254ZM39 50V51H38ZM167 50V49H166ZM170 50H171V48H170ZM170 50H168V51H170ZM172 50H171V52L170 53H175V52H172ZM215 50V51H214ZM221 52H220V51ZM240 51V53L239 52H236V51ZM107 51V52H106ZM139 51V52H140ZM156 51V52H157ZM174 51V50H173ZM190 51H191V53H190ZM195 51H196V49H195ZM217 51H219L220 53L218 54V52ZM223 51V52H222ZM230 51V52H229ZM252 51H253V53H252ZM105 52H106V54H105ZM212 52H214V54L212 55ZM234 53V52H233ZM233 53H230L231 54V59H234L235 57L233 56V55H236L235 53L233 54ZM241 53H243L241 56H240V54ZM27 54H29V53H26V56H27ZM43 54H41V56H43ZM118 54V55H117ZM104 55H105V57H104ZM110 55V56H109ZM151 55V56H150ZM193 55V56H192ZM199 55V56H198ZM209 55V56H208ZM210 55H212L211 57L213 58V56H214V58H216L217 59V57H218V59H219V61L221 60V59H223V60H226L225 62H224V64H223V66H222V64L220 65L219 63H223L222 61H216V62H213L214 63V65L215 66H213V63L211 64V62L213 61V59H211L210 58ZM217 55V57H215ZM219 55H221V56H219ZM5 56V57H4ZM8 56V57H7ZM44 56V57H45ZM50 56V57H49ZM146 56V57H145ZM148 56V57H147ZM246 56L249 58V62L247 63L246 61H248L247 59L248 58H246ZM12 59H11V58ZM29 57V56H28ZM34 57V56H33ZM121 57H122V59H121ZM146 59H145V58ZM173 57H174V55H173ZM234 57V58H233ZM5 58H7V59H5ZM175 58V57H174ZM208 58V59H207ZM238 58V59H237ZM246 58V59H245ZM2 59V60H1ZM56 59H59V60H56ZM145 59V60H144ZM194 59V60H193ZM210 59V60H209ZM216 59H214V61L216 60ZM217 59V60H218ZM33 60H35V61H33ZM100 60V61H99ZM193 60V61H192ZM209 60V61H208ZM239 60H240V62H239ZM246 60V61H245ZM8 63H7V62ZM19 61V60H18ZM54 61V62H55ZM58 61L60 62L59 64H58ZM211 61V62H210ZM231 61V62H232ZM10 62V63H9ZM61 62H64V63H61ZM100 62V63H99ZM207 62L209 63V64H211V66H209L210 68H213V69H210L209 67L208 68H206L207 66H206V64H207ZM219 62V63H218ZM229 62V63H228ZM35 63V64H36ZM148 63H149V61H148ZM160 63V64H159ZM217 63L219 64L218 66L220 67H222L223 69L225 68L226 69V67L225 66H227L228 67V69L230 70V72L231 71H233L234 73H235V71H236V75H234V73L233 72H229V70H227V71H225V70H223L224 71V73H223V71H222V68H221V70H220V68H218L217 67ZM252 63V62H251ZM6 64H8V66H9V64H10V66H9V69H8V67L6 66ZM44 64V65H43ZM58 64V65H57ZM62 64L64 65V67H66V65H68L69 67H71V71L72 72H70V73H72V75H70V73H66V71L63 69V67H61L62 66ZM100 64V65H99ZM138 66H137V65ZM141 64V63H140ZM170 64H173V65H170ZM202 64V65H201ZM227 64V65H226ZM229 64V65H228ZM34 65V64H33ZM166 65H167V67H166ZM168 66H171V67H168ZM204 66H205V68H204ZM229 66H230V68H232L233 70H231L230 68H229ZM12 67V66H11ZM47 69H46V68ZM69 67H66V68H68V70H70V68ZM146 67H144V69L146 68ZM65 68V69H66ZM168 68V69H167ZM169 68H171V69H169ZM236 70H235V69ZM44 69H46L47 70V72L48 71H51L52 73H53V78H52V80L54 79V81H52V80H49V79H51L48 75V73H51V72H46ZM51 69V70H50ZM52 69H53V71H52ZM72 69H75V71H73ZM174 69V70H173ZM207 71H210V70H212V71H210V72H207ZM217 69H219L220 70V72H219V70H217ZM146 70V69H145ZM146 70V71H147ZM171 70H173V72L171 71ZM235 70V71H234ZM238 70L239 71H241V74H239L238 73ZM247 70V71H246ZM54 71L56 72V74H57V78H56V76L54 77ZM57 71H58V73H57ZM170 71V72H169ZM203 71V72H202ZM9 72H11V71H9ZM67 72H69V71H67ZM75 72V73H74ZM129 72V73H128ZM202 72V73H201ZM205 72V73H204ZM3 73H4V76H5V79H4V76H3ZM22 73V72H21ZM132 73V74H131ZM146 73V74H145ZM149 73V76L147 75ZM231 75H230V74ZM8 74V75H7ZM11 74V73H10ZM80 76H79V75ZM133 74L135 75V76H133ZM237 74H239V75H241V77H243V78H241V77H238L237 79L238 80H236V77H237ZM6 75H7V77H6ZM19 76H20V78L21 79H23V77L21 76V75H24V77L26 76L25 74H18ZM132 78V77H134L132 80H134L135 79V77L137 76V75H143V77H145V78H143L142 79V77L141 78H139V76L137 77L138 78V82H139V80H140V82L142 81V80H144V81H142L141 83L139 82V84L140 85H138V82L136 81V79H135V81L137 82V83H135L134 84V82L133 83H131V78L129 77V76ZM132 75V76H131ZM145 75V76H144ZM206 75V76H205ZM36 76V75H35ZM59 76V77H58ZM72 76V77H71ZM79 76V77H78ZM208 76V77H207ZM211 76V77H210ZM213 76V77H212ZM236 76V77H235ZM42 77H43V79H42ZM49 77V78H48ZM52 77V76H51ZM72 78V79H70V78ZM224 77V78H223ZM7 78V79H6ZM46 78H47V81H46ZM209 78V79H208ZM241 78V79H240ZM59 79L60 81L62 80V82H60L59 80V82L60 83H63L64 84V82H65V85H63V84H60V83H58L57 82V80ZM212 79V80H211ZM214 79V80H213ZM38 80V81H37ZM44 80V81H43ZM50 82H49V81ZM78 82H76V81ZM81 80V79H80ZM151 82H150V81ZM216 80V81H215ZM224 80V81H223ZM2 81H0V82H2ZM37 81V82H36ZM43 81V82H42ZM126 81V82H125ZM208 81V82H207ZM239 81V82H238ZM244 81V79L242 80V82ZM12 82V81H11ZM21 82H23V81H21ZM41 82H42V85H40L41 84ZM50 83V88H49V91L48 90H45L46 89V87H49V83ZM51 82H54L53 83V86L51 85ZM75 82L77 83V84H75ZM212 82L214 83V84H212ZM232 82V83H231ZM234 82V83H233ZM35 83L38 85L35 89L36 90H34V92H37V94H35L33 91H32V89H31V91H29V93H27V90L29 89L30 90V88H32V87H35L36 85H35ZM129 83H131V84H129ZM154 83V84H153ZM190 83H191V85H190ZM212 84V85H209L210 86V88L213 86V88H211V90H210V88H209V86H208V84ZM218 83V84H217ZM227 83V84H226ZM230 83V84H229ZM3 84H4V86H3ZM27 86H26V85ZM60 85V87L58 86V85ZM133 84V85H132ZM217 84V85H216ZM32 85H35V86H32ZM48 85V86H47ZM58 86V89L56 90V88H57V86ZM63 85V86H62ZM190 85V86H189ZM206 85V86H205ZM214 85H216V87L214 88ZM223 85H225V87L223 86ZM23 87V89L21 88V87ZM24 86H26L25 88L27 89H25L24 88ZM42 86V87H41ZM52 86V87H51ZM56 86V87H55ZM73 86V87H74ZM135 86V87H134ZM207 86H208V89H207ZM236 86H237V84H236ZM236 86L234 87H232V89H230L229 88V91H231V90H234L235 88H236ZM19 87V88H18ZM44 87H45V89H44ZM53 87H55L54 88V91L52 90L53 89ZM189 87H192V88H190L189 89ZM203 87V88H202ZM221 89H220V88ZM222 87H224V88H222ZM7 88H8V91H7ZM218 88V90H215V89H217ZM11 89H15L14 91H9V90H11ZM41 89V90H40ZM48 89V88H47ZM64 89V88H63ZM94 89V90H93ZM189 89V90H188ZM220 89V90H219ZM19 90V92L20 93H16L17 91ZM23 90V92H21ZM25 90V91H24ZM39 90V91H38ZM50 90H51V92H50ZM264 90V87H262V89H261V91H263ZM16 91V92H15ZM45 92V91H47L45 94H43V95H41V93L42 92ZM53 91V92H52ZM196 91V90H195ZM203 91V92H204ZM260 90H253V91H251V93L249 94H246L245 96V100H244V102H245V104H244V102L243 103H237L236 105H235V107H233L232 108V110L230 109L229 111L231 112H233V114L232 113H230V114H228L229 113V111L228 110H222V111H220V112H222V115H220L221 113L220 112H214V113H212L213 115L211 116V114H208V116H206V117H208V118H206V117H204V119L205 120H201V119H198V121L196 120V119H190V120H188L186 123H190V126H188V128L186 127L187 125H189V124H185L184 125V127H183V129L181 128V131H183V130H185L186 128V130L185 131H183L184 133L186 132V131H189L190 130V128L191 127H193L192 129H193V132L195 133V132H199V129H200V126H201V123H202V126L201 127H203V130H204V132L203 131H200V132H203V133H205V135H209V137L208 136H206V138L204 137V139H202L201 140V142L203 143V142H205L206 144H207V146H208V144L211 146L212 145V143H210V142H212V141H210L209 142V140L207 141V139L209 138L210 140H213L214 138H213V136H215L214 134L215 133H213L214 131L216 132L217 130H216V128L217 129H219V132H217L218 134L219 133H221V135H222V137L220 136V135H218L217 133H216V138H215V143H218V141H220L219 143L221 144V145H219V143L218 144H216V146L217 147H215V148H213L212 146H211V148H212V150L213 149H218L219 148V146H220V148H221V146L223 145L222 143H221V141H223L224 140V145L222 146V147H226L225 148V151L226 152H229V153H225V151H224V153L226 154V156L228 155V159H227V161H229V162H227L226 160V162H227V164H226V162L224 161L223 163V165H225V166H227L228 165V167H226V169L228 170V168L230 169V167L229 166H235V168L238 166V169L237 170H242L243 168L241 167V168H239L240 166H242L240 163H238V160H240V159H238V158H240L241 156H242V160L243 161H249L250 162V160H251V162L253 163V165H252V169H253V167H254V170H253V172H251V173H253V175H255V174H257V175H255V177H258V178H255V179H259V177H260V179L264 176V92H261ZM7 92H10V94L8 93V95H7ZM33 92V93H32ZM41 92V93H40ZM6 93V94H5ZM14 94H17V95H14ZM35 94V95H34ZM252 94V95H251ZM6 95V96H5ZM10 95V96H9ZM19 95V96H18ZM30 95V96H31ZM179 95V96H178ZM251 96V99L252 98H254V101H253V103H252V101L250 100V96ZM1 96H0V98H1ZM15 96V100H14V97ZM185 96V95H184ZM18 97V98H17ZM16 98L18 99V101L16 100ZM21 99V98H20ZM249 101V102H248ZM164 103V104H163ZM249 103V105H247ZM252 104V107L250 106L251 104ZM254 104V105H253ZM244 105L246 106V107H244ZM147 106H149V107H147ZM150 106H152V107H150ZM160 106V105H159ZM158 106V109L160 108ZM248 106H250V107H248ZM254 106V107H253ZM154 108H152L153 110H155ZM240 110V113H241V115L240 114H238V113H236V111H239L238 109ZM247 108L249 109V110H247ZM161 109V108H160ZM233 109L235 110V111H233ZM252 109V110H251ZM125 110V111H124ZM140 110V111H141ZM244 110V111H243ZM142 111H144V110H142ZM223 111H225V112H223ZM228 111V112H227ZM247 111H250V114L249 113H247L246 114V112ZM253 111V112H252ZM252 112V113H251ZM218 114V115H220V116H218V115H216V114ZM227 115H229L228 117L229 118H231V119H233V120H235V121H233V120H231L232 121V123H236V121L237 122H239L238 124L240 125H236L235 127H237V128H235L234 127V125H231L232 123H231V121H230V119L229 118H227V116H225V114ZM234 115V114H238V116L240 115V117H246V119H244L243 118V120H245V121H243L241 118H239V120H236V118L234 119V118H232V116H230V115ZM235 115V116H236ZM238 116H236V117H238ZM234 117V116H233ZM251 118V119H250ZM207 119V120H206ZM228 119V120H227ZM238 119V118H237ZM242 121H241V120ZM191 120H193V121H191ZM200 120V121H199ZM218 120V121H217ZM191 121V122H190ZM195 121V122H194ZM206 121V122H205ZM199 124H198V123ZM216 122V123H215ZM230 122V123H229ZM251 122H253V123H251ZM175 123V122H174ZM174 123H173V125H172V127L174 126ZM214 123V124H213ZM228 123V124H227ZM172 124V123H171ZM171 124L169 125V124H165V123H163V125L165 126H163V127H160V128H158V130H157V133H155V134H153L152 135V139H153V143H152V152H153V155H154V157L155 158H157L158 156L160 157V159H159V157L157 158L158 160H159V162H160V160L162 159V163L163 162H165L166 160H167V157L166 156H168V155H166L167 154V147H168V143L166 142L167 141V137L169 138L170 137V135H172V133L170 132L171 130H169V129H171ZM197 124V125H196ZM237 124V123H236ZM252 124H253V126L255 125V127L256 126H258L257 128H253V126H252ZM195 125H196V127H195ZM217 125H218V127H217ZM229 125H231V126H229ZM245 126V128H244V126ZM199 127V129H198V127ZM208 126L210 129H211V131H209L210 129L209 128H207L206 129V127ZM214 126H215V128H214ZM239 126V127H238ZM252 126V127H251ZM170 127V128H169ZM212 127V128H211ZM230 127H233V130L234 129H238L237 131H238V134H236L235 132H237L236 130H235V132L234 131H232V128L230 129ZM164 128V129H163ZM169 128V129H168ZM185 128V129H184ZM215 130H214V129ZM253 128V129H252ZM160 129V130H159ZM189 129V130H188ZM192 129H191V131H192ZM195 129V130H194ZM198 129V130H197ZM205 129H206V131L207 132H210V134H207L206 132H205ZM214 131H213V130ZM239 129H241V130H239ZM243 129H245V130H243ZM201 130V129H200ZM231 130V131H230ZM160 131L162 132L161 134H165L166 133V131H167V133H166V135H167V137H166V139L164 138V141H163V144H162V139H159L158 138V133H160ZM165 131V132H164ZM243 131V132H242ZM245 131V132H244ZM171 134H170V133ZM231 132H234L235 134H232ZM262 133V135L260 134V133ZM183 133V134H184ZM191 132L189 131L188 133H185L184 135H185V137L186 138H189V136L190 137H192V135L190 134ZM187 134H189L188 136H187ZM193 134V133H192ZM196 134L197 133H195V134H193V138H194V135L196 136ZM212 134V136H210ZM240 134V135H239ZM121 136V135H117V140L116 141H118L119 142V140L121 141V139L120 138H122L123 136H121L120 138L119 137ZM220 136V137H219ZM257 136H259V137H257ZM59 138H65L64 137V135H62V134H60V136H58ZM223 138L222 140H220V139H218L217 140V138ZM157 138V139H156ZM213 138V139H212ZM234 138V139H233ZM123 140H124V138H122ZM159 139V140H158ZM189 139H192V138H189ZM188 139V140H189ZM161 140V141H160ZM216 140H217V142H216ZM158 141H160V143L158 142ZM213 142H214V140H213ZM137 143V144H136ZM155 143H156V146H155ZM158 143V144H157ZM214 143V144H215ZM131 145H132V141H131V143H130ZM134 144H136V146H138V145H143V143L142 142H139V141H136L135 143H133V145L132 146H135ZM161 144L162 145H164V144H166V146L164 145V146H161ZM161 146V147H160ZM142 147V148H141ZM158 147V148H157ZM165 147V148H164ZM233 147H236V148H238V149H236L235 148V150H234V148ZM135 148H138V147H135ZM140 148L142 149V153H145L146 152V150H145V148H146V146H140ZM210 148V147H209ZM62 150H63V152H64V156H63V153H61L62 154V157H64L65 159H66V163L65 164H67L68 165V167H65V166H63V165H65V164H63V165H58V166H54V168H53V166L52 165H54V164H52L51 162H49V161H52L53 159V161H55L56 162V157L54 156V155H52L53 157V159L50 157V156H48V157H50V158H48V160L49 161H47V159L46 160H44V162L45 161H47V162H49V163H47L46 162V164H44V162L43 163H41V162H39V163H41L42 164V166H43V164L44 165H46V166H48V164H49V168H48V171H46L45 170V175L50 171V170H52L51 172H49L48 174H50L49 176V180L46 178V180L47 181H43V179H45V178H43V176L45 177V175H44V173H43V167H45L44 169H47L46 168V166H43L42 168H40L41 170H42V175H41V177H40V175H39V171H37V168H36V170L35 169H31V171H30V173L33 171V173H34V170H35V173H36V171L38 172V174H35L34 175V177L32 176V178H34V179H29V177L28 176H26L27 175V173H23V172H28L30 169H27V170H22L21 169V171H19V169L17 170L16 168H17V164H13L12 163V161H14L15 159H17L16 157L18 156L19 158L21 157H24V158H22L23 159V161H24V159H26V160H28L27 162L28 163H30L29 165H27V167L29 168H32V166H34V167H37V164L35 165V162L36 161H34V159L31 157L30 159H28L31 155H29L30 153H27L25 150H24V153H23V151L21 152L19 149L18 150H16V152H17V154H18V152L20 151L21 153H23L22 154V156H20L21 155V153H19V155H17L16 154V152H14L13 151V155L15 156V157H11V155L9 154V156L13 159H11L9 156H8V158L10 159V160H12V161H10L11 162V164L12 165H10V162H9V159L7 158V156L6 155H8L7 153H5L6 155L4 156V153L2 154V151H0L1 152V154L0 155H3L4 156V158H5V160L6 159H8V160H4V158H2L3 156H1L0 157V161L1 160H3V161H5V164L7 163V164H9L7 167L8 168H5L6 170H4V167H6L3 163H2V161L0 162V178H2V179H0V184L1 185H3L4 183V181H6L7 179L8 180H10L9 179V177L10 178H12V179H15L16 177H12V175L14 176V174H12L11 175V172L13 173V172H17V171H19L20 172V174H21V172L23 173V174H21V175H23V177H22V179H21V177L19 178L18 176H21L20 174L17 176V174H15L17 177H18V179L22 182V184H23V181H26V179H27V182H29V184L27 183V182H24L26 185H22V184H19L18 186L19 187H17V188H15V186H14V193H16L15 195H14V193L12 192V196H10V198H9V200H8V204H6V206H5V208H4V212H6L7 213V215H5L6 213H4L3 211H2V213H4V214H0V224L1 223H3V225L1 224L0 225V232H1V230H3L2 232H1V234H4V236L3 235H0V240H1V238H2V240H1V243H0V247L2 248V249H6V248H8V249H12V248H14L15 246H16V248H18V247H21V245H25V244H27V246L29 245V247H27L28 249L30 248V246H31V243H30V241L28 240V238H27V240H26V236L27 237H31V232H33L32 233V236H34L33 234H35V232H34V229L35 230H37V226L39 225L38 223V217H39V206H37V204H38V202H34V200H36L37 201V199L33 196H31V194H33V192L34 191H32L31 189H30V187L29 186H33V185H35L37 188L38 187H41V189L40 190H42V192L46 195V197H45V195H44V198H46V200H44V202L46 201L47 202V204L46 205H48V207H47V209L50 211H52V212H58V216H60V217H58L57 219H53L52 217V215H53V213L52 214H50V222H49V227L50 228H47V229H45L44 230V233H43V238H45V239H43L44 241H42V243H41V245H40V250H42V251H44V252H47L46 250H48V252L47 253H52V254H50V255H52V256H61V255H63V257L64 256H68V257H75V258H71L70 257V260L68 259V261H70L71 262V260H73V261H76V260H78L79 259V257H78V255H79V250L77 249V248H79L78 247V239H76V238H66V239H68L67 241H66V239L65 238H63V236L62 235H59V234H61L60 233V230H59V225H61L60 223H62V222H60V221H62L63 219L65 220V219H69V216L70 215H68V214H70V213H68L69 212V209L71 208V205H70V208L68 207L67 208V206H69V204H68V201L70 200V198H68V199H65V198H67L66 196H69V194H71V196H73L72 195V193L71 192H74L75 190H74V186L76 185V184H78V182H77V179L78 178H80V179H78V180H80V182L82 181V179L83 178H81V177H85L86 175H84L85 173L83 172V176H81L82 174V170H80L81 168H80V163H79V160H78V158H76V159H74L75 158V155H71V154H69L67 151H65V149H67V147H66V145L64 144V145H62V148H61ZM244 149V150H243ZM122 151V152H121ZM243 151V152H242ZM26 152V153H25ZM121 152V154H119ZM16 155H15V154ZM119 153H117L116 155H119V156H117V157H119V158H121L120 159V162H121V160L122 161H124L125 160V158L123 157V155H122V153H123V150H120L119 151ZM230 153H232L233 155H231ZM242 153V154H241ZM244 153V154H243ZM12 154V153H11ZM27 154V155H26ZM157 154V155H156ZM224 154V155H225ZM239 154H241V155H239ZM12 155V156H13ZM29 155V156H28ZM230 155V156H229ZM238 156L237 158H234V157H236V156ZM25 156H28V157H26L25 158ZM67 156V157H66ZM122 156V157H121ZM157 156V157H156ZM234 156V157H233ZM72 159H71V158ZM114 157H116V156H114ZM230 157H231V159H230ZM20 158V160L19 159H17V160H19V163L21 164V165H23L24 163H21V162H23L22 161V159ZM69 158L71 159V160H69ZM232 158H234V159H232ZM250 158V159H249ZM238 159V160H237ZM17 160L16 161H14V163L15 162H17ZM29 160H32L33 162H34V164H33V162H31V161H29ZM130 160H132V159H130ZM235 160V162H233ZM232 161V162H231ZM9 162V163H8ZM25 163V164H28V163ZM118 161H116V162H114L112 165H117V164H120L119 162L117 163ZM233 163V165H231V163ZM255 162H257L256 164H255ZM33 165H32V164ZM117 163V164H116ZM236 163V164H235ZM1 164H2V166H1ZM6 164V165H7ZM40 164V165H41ZM51 164V165H50ZM164 164V163H163ZM230 164V165H229ZM21 165H19L20 166V168L22 167H24V168H27V167H25V165H23V166H21ZM111 165V166H112ZM4 166V167H3ZM39 166V165H38ZM51 166H52V169H50L51 168ZM59 166H61V168L59 167ZM65 168L64 169V171H63V167ZM165 168H166V172H167V166H168V163H165ZM3 167V168H2ZM33 167V168H34ZM60 169H59V168ZM79 167V168H78ZM232 167H231V169L230 170H232V173H233V175H235L236 174V171H235V174H234V172H233V169H232ZM19 168V167H18ZM38 168V170H40ZM9 169V170H8ZM50 169V170H49ZM56 169H57V171H56ZM61 171V169H62V171L64 172V175L65 174H67L66 175V179H65V176L63 175L62 177H60L62 174H60V172H58L59 170ZM67 169V170H66ZM68 169H70V170H68ZM75 169V170H74ZM150 169V168H149ZM54 170H55V172H54ZM80 170V171H79ZM229 170V172H231ZM70 171H73V172H75L74 174H73V172H71L70 173ZM9 172H10V175L8 176L7 174H9ZM18 172V173H19ZM47 172V173H46ZM59 173V174H57V173ZM62 172V173H63ZM102 173H100V171L99 172H93V171H91L89 174H88V177L87 178H89V175H90V178L88 179V180H90L91 179V174L93 175L92 176V178H93V180H90L89 182L90 183H92L91 181H96V182H94V184L96 183L97 184V186L98 185H100V183L102 182V181H104V180H108V179H110V177H106V173H108V172H105L104 173V171H101ZM256 172V173H255ZM258 172V173H257ZM29 173V172H28ZM33 173H32V175H33ZM71 175H69V174ZM110 173V172H109ZM232 173L230 174V173H228V171H227V173H225V174H230V175H232ZM81 174V175H80ZM96 174V175H95ZM119 174V176H118V178L120 177H122V173L120 174V173H118ZM8 177H7V176ZM59 175V176H58ZM77 175H78V177H77ZM80 175V176H79ZM121 175V176H120ZM232 175V176H233ZM260 175V176H259ZM7 178H6V177ZM25 176V177H24ZM29 176H30V174H29ZM46 176H48V175H46ZM124 176V175H123ZM6 178V180L4 179V178ZM64 177V178H63ZM85 177V178H86ZM26 178V179H25ZM31 178V177H30ZM84 178V179H85ZM115 177H113L112 178V180L114 181V182H117L118 184L120 183V184H122V186L119 184V186H120V188H119V194L120 195H118V197L116 198L117 200H121V199H123V201L124 202H127L129 199H135V197L136 196H129L128 197V194L129 195H135L134 193H132V192H136V190L134 189H132L131 191H130V189L131 188H133V186H131L130 185V187H128V186H126V183H124V180H125V178L124 177H122L121 178V180L123 181H115V179H114ZM120 178H119V180H120ZM17 179V180H18ZM25 179V180H24ZM28 179H29V181H28ZM253 179V178H252ZM2 180H4V181H2ZM17 180H15V181H17ZM18 180V181H19ZM88 180H83L84 181V183H87V181ZM1 181H2V183H1ZM13 181V180H12ZM14 181V182H15ZM31 182H34V183H36V184H31ZM44 182V183H43ZM46 182H48L47 184H46ZM77 182V183H76ZM79 182V183H80ZM88 182V183H89ZM125 182H126V180H125ZM8 183V182H7ZM38 183V184H37ZM43 185H42V184ZM87 183V184H88ZM6 184V183H5ZM8 184H10V183H8ZM12 185H13V182L11 183ZM11 184H10V186H7V187H11ZM31 184V185H30ZM40 184V185H39ZM87 184H83V183H81V185L83 186V185H87ZM94 184H93V186H94ZM96 184H95V186H96ZM125 184V185H124ZM39 185V186H38ZM42 185V186H41ZM81 185H76V186H81ZM91 186V185H90ZM90 186H88L87 188H86V190H89L90 189ZM4 187V186H3ZM121 187H122V189H121ZM0 188H2L1 186H0ZM19 188V189H18ZM84 188V187H83ZM89 188V189H88ZM126 188H128V189H126ZM4 189H6V187L4 188ZM73 189V190H72ZM75 189H76V187H75ZM126 189V191L127 192H125L124 190ZM1 190V189H0ZM18 192H17V191ZM30 190H31V192H30ZM39 190V192H41ZM122 190V191H121ZM128 190L132 193V194H130V192H128ZM2 192H4L3 191V188H2ZM41 192V193H42ZM123 192H125L126 193V195H125V198L124 197H122V196H124V193ZM258 192H264V183H262V188H261V190L260 191H258ZM0 193H1V191H0ZM43 193H42V195H43ZM123 193V194H122ZM1 195H2V193H1ZM0 195V196H1ZM120 196V197H119ZM140 195L139 194H137V197H139ZM136 197V198H137ZM34 199V200H33ZM125 199V200H124ZM64 200H66V202L64 201ZM122 201V200H121ZM129 201H131V200H129ZM45 202V203H46ZM64 202V203H63ZM183 202H184V204H183ZM183 202H182V204H181V206L180 207H182V213L184 212L185 214H182L183 216H185V218L180 214L179 215V210H181V209H179L176 213L179 215V216H181V217H179L178 215H175V216H177V217H175L176 219L175 220H178L177 221V224H175V226H172V225H166V223H165V221L162 223V228H159L158 229V231L159 232H161V234H163V237H164V239L166 238L167 239V241L165 240V242H164V244L163 245H161L159 248L161 249H159V248H156V246H158L157 244H153L152 245V243L149 241V243L151 244V246H148V247H145V248H143V250H138V251H130V252H132L131 254H132V256H133V258H132V261L134 262V264H158L156 261H157V258L159 257V256H161L162 254H163V256H165V257H163V262L166 260L167 262H165V264L166 263H168V264H264V250H260L261 252H259L258 250L259 249H257L256 247H258V248H261V247H259L260 245H261V242H264V241H255L257 238L256 237H258V233H254V234H250V236H248L247 238H245V239H247V242H246V240L243 238V240L241 239H239V238H237V239H235V240H232V247L230 248V249H228V251H225L224 249H222V250H220V251H217V254H214V253H216L214 250H213V252H209V250H208V247L210 246V244H211V242L215 239V235L214 234H210V235H201L200 233H201V230H204L203 228L206 226V224H208L209 223V219H207V215L206 214H203L202 212H197V210L195 209V210H190L189 208H188V206H186V203H187V201L185 202V200H183ZM66 204V205H65ZM63 206H65V207H63ZM250 206H252V205H250ZM38 207V208H37ZM59 207V209H61V210H59V209H57ZM188 208V210H190V211H188L187 210V208ZM67 210H66V209ZM57 209V210H56ZM54 210V211H53ZM187 211V212H186ZM197 213H196V212ZM54 212V213H55ZM61 212H63L62 214H61ZM181 212V211H180ZM51 213V212H50ZM68 213V214H67ZM175 213V214H176ZM10 214V215H9ZM60 214V215H59ZM67 216V217H65L64 218V216L65 215ZM196 214V215H195ZM198 214V215H197ZM200 214V215H199ZM233 214V216H236V213L235 212H233L232 213ZM235 214V215H234ZM5 217H3V216ZM8 215H9V217H8ZM12 215V216H11ZM187 215V216H186ZM10 216H11V218H10ZM233 216H228V219H229V221H230V223L229 224H231V225H234V222L236 223V221H235V219H233V218H229V217H233ZM3 218V219H2ZM7 218H9V220L7 219ZM63 218V219H62ZM4 219H6V221H8V223H9V221H11L9 224L4 220ZM52 219H53V222H52ZM207 219V220H206ZM227 219V220H228ZM55 220V221H54ZM63 220V221H64ZM209 220V221H208ZM2 221V222H1ZM5 221V222H4ZM15 221V222H14ZM208 221V222H207ZM228 221V222H229ZM179 222V223H178ZM227 222V223H228ZM57 223H59V225L57 224ZM7 225L8 224V226H5V225ZM10 224H11V226H10ZM38 224V225H37ZM52 224V225H51ZM58 225V226H57ZM2 226V227H1ZM37 227V228H36ZM52 227V228H51ZM10 228H11V230H10ZM13 228V229H12ZM16 228V229H15ZM57 228V230H55ZM20 232L19 234H18V232ZM46 231H47V233H46ZM17 232V234H15ZM55 232H57L56 234H55ZM7 233V234H6ZM23 233V234H22ZM48 235H46V234ZM59 233V234H58ZM6 234V235H5ZM11 234V235H10ZM12 234H15V235H12ZM28 234L30 235V236H28ZM58 234V235H57ZM8 236H11L12 237V239H14L16 242H17V244L19 245H17L16 244V242L14 241V240H12L11 239V237H9L10 239H11V242L13 243V245H11L12 243H10V241L9 240H7V239H9L8 238ZM20 236H22V237H20ZM57 236H58V238H57ZM219 236H221V235H216V237H219ZM3 237H4V240H3ZM19 237H20V240H19V242H18V239H19ZM60 237L62 238V239H65L64 241L62 240V239H60ZM23 239H25V240H23ZM33 238H30V240H32ZM60 239V240H59ZM71 239H73V240H71ZM7 240V241H6ZM76 240H77V244H76ZM28 241V242H27ZM66 241V242H65ZM73 241H75V242H73ZM108 241H110V239H108ZM138 241H143V240H138ZM9 242V243H8ZM23 242V243H22ZM27 242V243H26ZM210 244H209V243ZM247 243L246 245H245V243ZM253 242V243H252ZM29 243V244H28ZM244 243V244H243ZM1 244H2V246H1ZM6 244V246L4 247V245ZM7 244H8V246L9 247H11V248H9V247H7ZM10 244V245H9ZM15 244V245H14ZM139 244H143V242H141V243H139ZM204 245H206V246H204ZM242 245V246H241ZM13 246V247H12ZM26 246V245H25ZM25 246H22V248L23 249H25L26 247ZM77 246V247H76ZM105 246L107 247V243L105 244ZM147 246V245H146ZM200 246H203V247H200ZM25 247V248H24ZM241 247V248H240ZM0 248V249H1ZM21 248V249H22ZM203 248V249H202ZM205 248V249H204ZM19 249V248H18ZM200 249H202L201 251H200ZM13 250V249H12ZM20 250V249H19ZM27 250V249H26ZM78 250V251H77ZM41 251V252H42ZM203 251H205L204 252V254H203ZM76 253V254H75ZM78 253V254H77ZM214 254V255H210V254ZM71 254V255H70ZM97 254L98 253H96L95 254V256H97ZM206 254V255H205ZM70 255V256H69ZM100 255V254H99ZM97 257H100V256H97ZM78 258V259H77ZM75 259V260H74ZM98 260V259H97ZM87 262V261H86ZM95 262H97L96 261V259H95ZM120 262V260H118V258L117 259H115V260H111V261H108V262H106L105 264H107V263H109V264H118ZM73 263V262H72ZM74 264H76V262H74ZM85 264H89V262L88 263H85Z\"/></svg>",
	"mask_w": 264,
	"mask_h": 264
}]
</instances>
